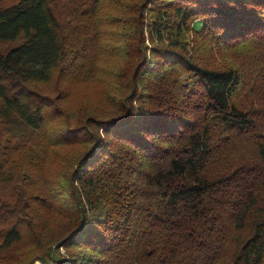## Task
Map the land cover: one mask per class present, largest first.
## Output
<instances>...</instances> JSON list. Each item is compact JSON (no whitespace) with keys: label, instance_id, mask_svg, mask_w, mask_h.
<instances>
[{"label":"trees","instance_id":"obj_1","mask_svg":"<svg viewBox=\"0 0 264 264\" xmlns=\"http://www.w3.org/2000/svg\"><path fill=\"white\" fill-rule=\"evenodd\" d=\"M38 260L264 264V0H0V264Z\"/></svg>","mask_w":264,"mask_h":264},{"label":"rangeland","instance_id":"obj_2","mask_svg":"<svg viewBox=\"0 0 264 264\" xmlns=\"http://www.w3.org/2000/svg\"><path fill=\"white\" fill-rule=\"evenodd\" d=\"M60 9H62V7L60 8ZM61 12H63L64 13V11H61ZM235 59V60H234ZM234 59H232L233 60V62H235L237 65H240V66H242L243 64H245V59L244 58H242L241 56H235L234 57ZM248 68H252L253 69V66L251 65V63H250V66H247ZM247 78H245V80H244V85L242 86V89H241V92H240V95L241 96H239L240 98H242V97H244V96H248V90H251V88H250V79H251V76H246ZM239 98V99H240ZM245 99H243L242 101L243 102H247V101H244ZM239 143V144H238ZM238 144V145H237ZM232 146H234V149H235V147H236V151L237 152H242V151H244V150H247L248 151V147L244 144V142H238V139L237 140H235L234 141V143H233V145ZM246 148H245V147ZM238 157H240V156H238ZM60 250V253L62 254V255H60V257L59 258H62V257H64V254L66 253V251H65V249L64 248H60L59 249ZM35 264H42V261L41 260H38V261H36L35 262Z\"/></svg>","mask_w":264,"mask_h":264}]
</instances>
